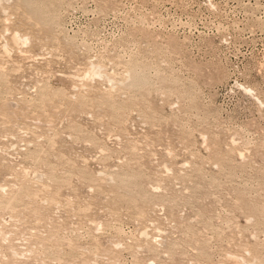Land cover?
Masks as SVG:
<instances>
[{
  "label": "rangeland",
  "instance_id": "374dc122",
  "mask_svg": "<svg viewBox=\"0 0 264 264\" xmlns=\"http://www.w3.org/2000/svg\"><path fill=\"white\" fill-rule=\"evenodd\" d=\"M0 264H264V0H0Z\"/></svg>",
  "mask_w": 264,
  "mask_h": 264
},
{
  "label": "bare ground",
  "instance_id": "6f19581e",
  "mask_svg": "<svg viewBox=\"0 0 264 264\" xmlns=\"http://www.w3.org/2000/svg\"><path fill=\"white\" fill-rule=\"evenodd\" d=\"M99 66L97 65H91V69L89 70V72L85 75L86 78H94L95 76H100L101 74L99 73ZM93 80V79H92ZM112 89V88H111ZM147 235V234H146Z\"/></svg>",
  "mask_w": 264,
  "mask_h": 264
}]
</instances>
